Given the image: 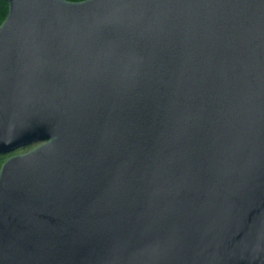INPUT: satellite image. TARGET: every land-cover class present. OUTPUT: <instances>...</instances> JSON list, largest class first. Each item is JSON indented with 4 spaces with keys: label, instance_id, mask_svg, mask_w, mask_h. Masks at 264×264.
I'll return each mask as SVG.
<instances>
[{
    "label": "water",
    "instance_id": "95a60500",
    "mask_svg": "<svg viewBox=\"0 0 264 264\" xmlns=\"http://www.w3.org/2000/svg\"><path fill=\"white\" fill-rule=\"evenodd\" d=\"M0 264H264V0H5Z\"/></svg>",
    "mask_w": 264,
    "mask_h": 264
},
{
    "label": "trees",
    "instance_id": "16d2710c",
    "mask_svg": "<svg viewBox=\"0 0 264 264\" xmlns=\"http://www.w3.org/2000/svg\"><path fill=\"white\" fill-rule=\"evenodd\" d=\"M71 1H82V0H71ZM9 11L8 3L5 0H0V24L6 19ZM7 154L0 155V168L4 163L3 157Z\"/></svg>",
    "mask_w": 264,
    "mask_h": 264
},
{
    "label": "rangeland",
    "instance_id": "374dc122",
    "mask_svg": "<svg viewBox=\"0 0 264 264\" xmlns=\"http://www.w3.org/2000/svg\"><path fill=\"white\" fill-rule=\"evenodd\" d=\"M30 148H31V146H30V147H26V148L19 149V150L15 151L14 153H11V154H7V155H5V156L3 157V159H4V161H5L10 155H12V154H17V153H22V152H26V151L29 150Z\"/></svg>",
    "mask_w": 264,
    "mask_h": 264
}]
</instances>
